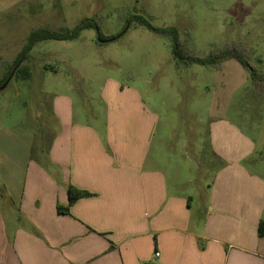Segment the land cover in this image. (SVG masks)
Wrapping results in <instances>:
<instances>
[{"label": "crops", "instance_id": "obj_1", "mask_svg": "<svg viewBox=\"0 0 264 264\" xmlns=\"http://www.w3.org/2000/svg\"><path fill=\"white\" fill-rule=\"evenodd\" d=\"M78 87L49 93L55 131L43 148L22 143L17 157L0 144V264H264L251 139L229 124L210 131L213 181L185 190L197 180L183 171L203 164L188 146L182 171L168 172L157 117L122 106L100 120ZM70 186L90 195L70 204Z\"/></svg>", "mask_w": 264, "mask_h": 264}, {"label": "rangeland", "instance_id": "obj_2", "mask_svg": "<svg viewBox=\"0 0 264 264\" xmlns=\"http://www.w3.org/2000/svg\"><path fill=\"white\" fill-rule=\"evenodd\" d=\"M136 17L155 28L176 27L184 51L192 56L206 58L240 44L264 72V0H0L1 80L34 30H72L91 18L105 36L117 38L100 42L98 31L87 29L72 41L38 43L24 63L31 79L14 75L0 91L3 150L22 157L24 145L43 148L55 131L49 93L75 82L79 101L90 87L94 98L88 93L90 101L83 100L90 116L95 108L102 120L107 109L118 112L123 106L157 117L155 142H165L168 172L182 171L188 146L203 164L194 173L183 171L197 180L185 190L212 183L218 164H211L217 161L209 148L210 131L227 124L255 143L258 162L250 166L264 176V94L256 92L248 69L236 59L220 68L185 65L175 57L171 37L139 24ZM184 141L189 142L185 148Z\"/></svg>", "mask_w": 264, "mask_h": 264}, {"label": "trees", "instance_id": "obj_3", "mask_svg": "<svg viewBox=\"0 0 264 264\" xmlns=\"http://www.w3.org/2000/svg\"><path fill=\"white\" fill-rule=\"evenodd\" d=\"M139 24L148 27L154 32L171 37L173 45V53L175 57L185 65L200 64L203 66H215L220 68L223 63L229 59H236L241 65H243L250 72L256 92L260 95L264 94V72L259 71L251 63L250 52L244 49L240 44H233L227 49L216 52L206 58L196 57L187 54L184 51L182 44L180 42V34L176 27H169L167 29L155 28L147 19L143 17H136ZM87 29H96L98 31V39L100 42H112L116 40V37H107L102 32L101 29L95 21V19L86 18L80 21V23L72 30H62L54 31L47 28L37 29L30 33L28 41L25 44L22 51L19 53L10 73L4 78L0 79V91L1 87L5 85L8 79L11 77L12 73L15 72V76L19 79L27 80L31 79L32 72L29 66L24 65V63L29 59L31 52L35 46L46 40H58V41H72L80 37L82 32ZM68 195L70 204H73L77 200L87 197L90 194L79 190L74 186H70L68 189ZM259 235L264 236V221L261 222L259 226Z\"/></svg>", "mask_w": 264, "mask_h": 264}, {"label": "water", "instance_id": "obj_4", "mask_svg": "<svg viewBox=\"0 0 264 264\" xmlns=\"http://www.w3.org/2000/svg\"><path fill=\"white\" fill-rule=\"evenodd\" d=\"M14 74H15V72L12 73L10 79H8V80H11L12 77L14 76ZM7 82H8V81H7ZM7 85H8V84L6 83L4 86H2V87H1V90L5 89V88L7 87Z\"/></svg>", "mask_w": 264, "mask_h": 264}]
</instances>
